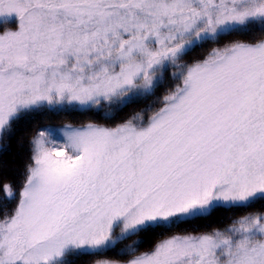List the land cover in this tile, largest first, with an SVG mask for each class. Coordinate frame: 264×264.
<instances>
[{
    "label": "snow or ice",
    "instance_id": "1",
    "mask_svg": "<svg viewBox=\"0 0 264 264\" xmlns=\"http://www.w3.org/2000/svg\"><path fill=\"white\" fill-rule=\"evenodd\" d=\"M47 113L0 264H264V0H0V143Z\"/></svg>",
    "mask_w": 264,
    "mask_h": 264
},
{
    "label": "trees",
    "instance_id": "2",
    "mask_svg": "<svg viewBox=\"0 0 264 264\" xmlns=\"http://www.w3.org/2000/svg\"><path fill=\"white\" fill-rule=\"evenodd\" d=\"M87 117L79 115L62 114L56 116L52 113L36 114L26 120H22L14 134V138L6 143H0V184L12 183L16 189L22 182L24 165L29 162L31 156L30 141L37 131L46 127L62 128L68 125L78 127L86 123ZM6 200L5 193L0 190V205ZM15 206V201L8 204L9 208ZM232 214H227L230 217ZM224 216H217L215 219L220 220ZM224 219V218H223ZM210 223V222H206ZM79 264H83L80 261Z\"/></svg>",
    "mask_w": 264,
    "mask_h": 264
},
{
    "label": "rangeland",
    "instance_id": "3",
    "mask_svg": "<svg viewBox=\"0 0 264 264\" xmlns=\"http://www.w3.org/2000/svg\"><path fill=\"white\" fill-rule=\"evenodd\" d=\"M63 128V127H62ZM57 129H60V128H57ZM224 217H222L221 219H223Z\"/></svg>",
    "mask_w": 264,
    "mask_h": 264
}]
</instances>
